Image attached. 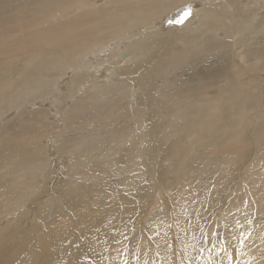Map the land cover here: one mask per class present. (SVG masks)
Returning a JSON list of instances; mask_svg holds the SVG:
<instances>
[{"label": "bare ground", "instance_id": "obj_1", "mask_svg": "<svg viewBox=\"0 0 264 264\" xmlns=\"http://www.w3.org/2000/svg\"><path fill=\"white\" fill-rule=\"evenodd\" d=\"M246 3L255 4L257 15L264 13V0H20L17 4L9 0L5 3V8L18 7L0 17V40L16 32L17 37H23L16 44L19 50L15 49L20 55L9 54L13 59L4 57L7 64L1 66L5 69H0V106L8 109L17 106L14 99L21 94L12 93L17 88L28 95L37 94L31 98V104L37 100L46 103L47 99L43 98L52 95L57 88L55 84L64 82L65 78L69 81L64 95L54 99L57 100L54 109L48 110L52 122L65 129L61 128L63 131L59 133L58 128L53 129L54 139H41L44 143L40 144L49 146L48 154L57 149L63 153L59 151L53 158H44L45 167L34 168L38 161L26 166L30 163L26 161L25 166L0 170V222L8 216L3 215L5 212L19 215L13 223H0V264H264V160L253 155L245 163L247 157L242 153L245 145L254 143L264 150V124L252 132L240 128L246 115L243 104L235 100L264 97V56L245 61V52L262 53L264 18L253 19L255 23H263L261 30L252 29L254 11L245 9ZM186 7L191 14L185 18L184 12L180 20H175L174 13ZM245 13L248 14L244 16ZM203 14H207L204 20L197 18ZM202 21L205 23L201 24ZM249 28L252 38H241ZM214 30L219 35L214 36ZM208 33L212 36H204ZM258 38L262 39V46L256 48L254 41ZM22 43L26 45L21 47ZM231 43L233 50L227 57L240 73L235 75L233 70H227L228 81L232 80L233 85L209 94L212 96L205 93L210 99H225L224 109L214 106L201 115L206 105L183 109L184 101L174 98L175 95L166 97V92L157 100L148 101L153 98L144 82L156 79L157 74L180 60L173 52L176 46L183 48L185 57L192 59L195 66L203 64L201 71L213 82V76L218 75L220 67H225V62L207 64L217 58L216 52L219 54L222 47ZM155 44L164 50L163 63L148 66L156 57L138 62ZM1 52L0 55L5 51ZM17 57L20 58L15 60ZM227 57L225 54L224 59ZM179 67L176 66V71L181 75L189 74L183 72L190 69L181 72ZM244 75L253 77L243 82L237 79ZM80 83L84 86L86 83V92L76 104H71V110H64L59 99L66 101L68 96L72 97L71 92H79ZM132 89L142 91L135 95ZM177 90L176 94L181 95L180 89ZM103 94L106 99H124L121 104L126 109L116 114L117 117L113 116L117 109L110 105L98 110L107 119L106 123L129 117L122 120L126 122L124 129H118L116 122L115 131L110 132L114 136H106L103 144H94L97 138L85 140V134L90 131H84L82 126L78 127L81 134L78 129L77 135H69L72 131L69 127L79 125L77 120L88 110L92 99ZM131 99H137L133 107ZM166 102L171 105L166 107ZM109 107L112 110H107ZM227 114L237 115V128L231 126ZM197 117L201 118L200 122ZM60 118L63 122H59ZM193 122L198 123L194 131ZM53 123L50 125L54 126ZM182 123H185L183 130ZM103 130L110 129L106 126ZM162 130L166 133L158 134ZM150 132L152 139L145 147ZM117 133L123 135L116 136ZM53 140L55 146L50 142ZM83 140L85 148L81 149L77 142ZM160 140L169 158L164 166L165 175L156 164ZM56 146L57 149H52ZM37 168L39 171L34 170ZM206 168L211 170L209 181H214L213 185L215 180L230 185L229 194L219 197L224 198L219 206L213 205V197L209 198ZM231 169L237 171V176L238 172L241 176L245 173L246 179H242L243 175L238 187L231 183ZM250 173L254 175L251 181ZM119 175H123L120 192ZM189 177L195 182H190ZM93 184L100 189L92 186L89 190L88 186ZM156 192L159 195L150 200ZM201 196H207L212 206L208 204L205 211L199 207L192 214L189 206L190 218L189 215L184 218L183 211L178 213ZM216 199L217 203L219 199ZM29 218H32L30 222ZM214 229L216 235L212 233Z\"/></svg>", "mask_w": 264, "mask_h": 264}, {"label": "rangeland", "instance_id": "obj_2", "mask_svg": "<svg viewBox=\"0 0 264 264\" xmlns=\"http://www.w3.org/2000/svg\"><path fill=\"white\" fill-rule=\"evenodd\" d=\"M7 1H9V0H0V7H1L0 17H3L5 15H9L10 13H12L14 11V9L17 6V5H10L9 8H5L4 6H5V3ZM11 1H13V2H15V4H17V2L20 1V0H11ZM246 4L247 5H246L245 9H249V10L250 9H253V11H254V13L252 14V17H251L252 20L256 18V19H258V21H260L261 19L264 18V13L260 12V15H257L256 14L257 12H255V11H259V10H258V8H256L255 4L251 3L250 6H248L249 3H246ZM20 11L22 12V9ZM24 12H26V10ZM247 14L248 13H245L244 16H246ZM249 14L251 15V13H249ZM206 16H207V14H203L200 17H197V18H202L204 20ZM242 17L243 16L241 15L240 18L242 19ZM132 21H133V19H132ZM204 23H205V21H202L201 22V24H204ZM260 23H262V22L255 23V21L253 20V22L251 24L252 29L253 28H257L258 31L261 30L260 28L263 27V23L261 25H259ZM0 26H1V21H0ZM13 28L14 27H11V30ZM252 29L246 30L243 33V35H242L241 38H244L246 36L249 37V38H252L251 37L252 36L251 33L249 34V32H251ZM1 31H2V29L0 28V32ZM15 31H17V30H14V32ZM171 32H173V31H171ZM16 34H17V32H16ZM16 34H13L14 36H10V37H8V35H6V37L3 35L5 38H1L2 40H0V43H2L1 44V47H4V49H6V50H4L3 48L0 47V52H1V49H3L1 53H3V51L6 52V53L4 52L2 55H0L1 59L3 58V60H0V64H1L0 65V69L3 68V67H6V65L4 66V63H5V60H7V59H5L4 57L9 58V59H13V58H11L13 54H14L13 56L20 55V54H18L19 52L16 51L15 49L19 50L17 48L18 45H16V44H19L20 43L19 40L23 36L22 37L21 36H18L17 37ZM217 34L219 35V32L218 31H215V33L213 35L214 36H217ZM204 36L211 37L212 36V33H208V34H206ZM16 38H17V40H16ZM251 40L252 39H249V42ZM261 41H262V39H260V38H258L256 41H254L255 42V45H256V48H259L260 46H262L261 45L262 44ZM201 42H203V41H201ZM204 42H206V41H204ZM5 43H7V45ZM20 45H22L21 47H23L26 44L22 43ZM233 46L234 45L232 43L231 44H228L224 48L223 47L221 48V46H218V47L221 48V52L222 53L220 52L221 54L220 53L218 54L216 52L217 58L215 60H211L212 62H210V63L207 64V65H210L211 63L214 64L215 62H219V61H221V63H223V61L225 62V67H220V70H219L220 72L218 73V75L215 76V77L213 76V82L211 81V79H207V76H206V72L205 71H201L202 70V67H203V64H202L201 67H199V64L200 63L195 66L193 64L194 62L192 61V59H188L187 57H185L186 55L183 52V48L181 46H176L173 49V52L179 55L180 60L175 61L173 64H171L170 65L171 67L169 68V70L163 71L164 74L160 71L161 73L157 74L158 77L156 79L154 78V79L151 80V78H149L147 81L144 82L145 86L150 90L151 95H152V98H153V99H148V101L151 103V101H154V98L157 100V98L159 96L161 97L162 94H164V92H166V94H165L166 97H168V96L170 97V96L175 95L174 98L176 97V99H180L181 101H184L183 102L184 103L183 109L190 108V107H194V106H199V105H203V104L206 105V108L203 109L202 112H200L201 115L204 112L206 113L209 110L214 109V106H215L216 109L217 108H219V109L223 108L224 109L226 107L225 99H214V98L213 99H210L209 96H212V95H209V94H212L215 91H220V89L225 88L227 86L233 85V84H231L232 83V80L230 82L228 81L229 74L227 73V70H233V72L235 73V75H238L240 73L239 70L232 63L233 62L232 59L229 58V57H227V55L229 53H231V51L233 50ZM252 46L253 45H251L250 47H252ZM163 52H164V50L160 46H158L156 44L155 45H152L149 48V50H147L144 54H142L143 57H140V59H139L138 62H143L146 59L156 57V59H153L154 62L152 60V63H150L148 66H150L151 64L153 65V64H157V63L158 64L163 63L164 60H162V58H161V54ZM181 53H183L184 55L181 54ZM245 53L247 54L246 55V58H245V61L248 60V59L250 61H252L251 58H253V60H254L255 59V56H258V55L259 56H262V55L264 56V47L262 48V53L251 54V51L250 52H245ZM9 54H12V55L10 56ZM225 54H226L227 59H224V55ZM6 55H9L10 57L9 56H6ZM104 57H105V55H104ZM157 57H158V59H157ZM18 58H20V57L15 58V60L18 59ZM9 59H8V61H9ZM157 60H159V61L157 62ZM95 61H97V60H95ZM165 62H166V59H165ZM2 63H3V65H2ZM9 63L10 62H8V65H9ZM13 63L14 62H11V65ZM5 64H7V62ZM8 65H7V67H8ZM178 65L181 66V67H179ZM1 66H3V67H1ZM174 66H175V68H174ZM176 66H177V68L179 67V69H182L181 72L184 69H190V70H188L186 72H183V74H186V73H189V74L188 75H181L182 73L176 71V69H177ZM3 69H5V68H3ZM10 69H11V66H10ZM105 69H107V68H105ZM151 69H152V67L150 68V70ZM169 73H170V75H169ZM210 73H212V69H210ZM263 74H264V72H263ZM111 75L112 74L110 73L107 76L110 77ZM174 75H176V76H174ZM171 76H174V77H171ZM251 77H253V76L246 77V75H244L242 77H237V79L239 81L243 82V81H246L247 79H250ZM46 78L49 79V80L50 79H54L53 77H49V78L46 77ZM154 80H156V81H154ZM68 81H69V79L65 78L64 79V82H60V83L55 84V86H57V88L55 87L54 91L52 92V95L43 98L45 100L47 99L46 100V103L43 100H42L43 101L42 103H40L41 102L40 100H37L38 101L37 103L35 101L34 103L31 104V102H32L31 101L32 100L31 98H34V95H37V94L28 95V93H26V91H23V90L18 91L17 90L18 88L16 89V91H15V89L13 91V87H12V89H11L13 91L12 93L14 94V92H15V94H16V93L20 92L21 96L15 97L14 104L17 105V106H14L13 107L14 109L13 108L12 109H8L7 108L8 106H6V108L4 106H0V107H2V108H0V170H1V168H3V169H8V168L9 169H11V168L14 169L15 166H20L21 164H22L21 166H25L26 164H28V162H30L31 164L29 163L26 166L34 165V163H37L36 161H38V164L40 165L41 163L43 164L44 162H47L46 159H48L49 157H52L53 158V155L55 156L59 151L60 152L62 151L61 149L58 150L57 149L58 146H56V148L52 147V149H57V151L56 152H52L51 151L52 153L48 154V150H47L48 148L47 147H49V146H45V144H42V146H41L40 144H41V142L44 143L43 140H46V138L47 139L48 138L49 139H54V138H52V134H53L52 131H53V129L58 128L59 126L58 125L56 126L52 122L53 117L52 116H49L50 114H49V111L48 110L51 109V108H53V107H55V104H57V100L54 101V99L55 98H59V96H61V95L63 96L64 93H65V91H67V86L66 85H67V82ZM101 83L103 84L104 81H101ZM170 83L172 85H169ZM80 84H81V88L82 89L81 90H78L79 92H75L76 93V94L74 93L75 95L71 92L70 96H72V97H69L68 96V98H70V99L67 98V100H68V101L66 100L67 102L65 101V99H59L60 101L62 100V102L59 103V104H62L63 103V109L65 108L64 110H67V109H70L71 110L72 106L74 104H76V102H78V100L83 96L84 92H86V90H87V88H85L86 83H85V86H84V83H80ZM173 84H175L177 86H175ZM164 86L167 87V89H169V91L168 90H165L166 88ZM128 88H129V86L127 88H125V90H124V91L127 90L126 93L127 92L129 93V91H128L129 89ZM262 88L264 89V86H262ZM78 89H80V88H78ZM121 89H120V92L121 91L123 92V90H121ZM177 89H180L179 92L181 93V95H177L176 94V93H178L177 92L178 91ZM190 89H193L192 92H191ZM134 90L132 89L131 91L135 95L137 93H139L138 91H142L141 89L140 90L139 89H136L137 92L136 91L134 92ZM158 90L160 92H158ZM181 90H183V91H181ZM120 92H117V94H119ZM167 93H168V95H167ZM183 93H184V95H183ZM197 93H198V96H197ZM205 93L208 94L209 96H206ZM203 95H205V96H203ZM103 97H104V94L101 95L100 98H103ZM100 98L99 99H92L93 102L89 105L88 110L86 109L87 111H85V112H83V113L80 114V117L77 120L79 122V125H76V123H75V125L77 127L74 126V125L71 126V127H69V128H72V131H69V135H72L70 133H73V134H76L77 135L78 129L80 131L78 133L81 134V129L78 128V127L79 126H82L81 128L84 131H86V130L87 131H90V134H92V136L90 134H85V136H86V137L84 136L85 140H88L89 138L90 139L92 138V140H94V138L95 139L97 138L96 141L94 142V144H103L104 143V139H105L106 136H108L109 134L113 135V133H110V132L111 131H115V129H116L115 123L116 122H117L116 125L119 127L118 129H124V126L126 125L125 124L126 122H124V121H125V119H127L129 117H127V118L120 117V118L114 120V123L112 124L110 120L107 121L108 123H106V120L107 119H104L98 113V110H101L100 107H105V109H106V107L108 105H110L111 108L114 107V110L117 109L115 111V115H113L114 117H117L118 115H120L118 113H124V111L126 109L125 106H124V104L123 105L121 104V103H123L124 99H106L105 97H104V99H100ZM74 100H75V102H74ZM136 100L137 99H131L132 103L130 104V106H132V105L134 106L135 104H137V101ZM235 100H236V102H240L241 105L243 104V108H244L245 115H246L245 119L242 121V126L240 128H243L244 131L252 132L253 129L255 130L257 128L262 127V124H264V97L262 99L257 98V99H235ZM53 101H54V103H53ZM183 103H182V105H183ZM33 104H34V106H33ZM71 104H72V106H71ZM119 104H121L122 106L119 105ZM170 105H171V102H166V107H169ZM179 105L180 104H177L176 106H179ZM206 109H208V110H206ZM107 110H112V109H110V107H109V109H107ZM189 111L190 110H187V112H189ZM45 114H48V115H45ZM116 114H118V115H116ZM218 115H220V114H218ZM46 116H49V117L47 118ZM142 116H143V118H146V116L144 114ZM227 116H228L229 120L231 121V126L237 128L238 127V124L236 122L237 121L236 120L237 119V115L234 116V115H228L227 114ZM50 117H52V118H50ZM101 117H102L103 120L101 119ZM110 117H111V114H110ZM61 118L58 119L59 122L60 121L63 122ZM83 119L86 120V121H84ZM123 119H124V121H122ZM196 120H198V122H200L201 118H198L197 117ZM82 121H84L85 124ZM51 123H53L52 125H54L55 127L54 126H51L50 125ZM194 123H196V124L192 128L193 131L196 130V128L198 126V123L197 122H193V124ZM46 125H47V127H46ZM61 125H62V123H61ZM65 125H67V124H65ZM218 125H220V124H218ZM67 126H66V129L68 128ZM106 126H107V129H110L108 132H106V130H103L104 127H106ZM184 126H185V123L180 124L181 130L185 129ZM186 126H188V125H186ZM61 128H63V126H60V128H58V132L57 133H59V131H63L65 129V128H63V130H62ZM74 128H76V129H74ZM50 130H51V132H50ZM164 130L160 131L158 134L166 133V132H163ZM47 133L48 134L50 133L51 134L50 135L51 137L50 136H47ZM100 133L103 134V136H100L101 135ZM94 135H96V136L93 137ZM122 135L123 134L117 133L116 136H122ZM39 136H42V138H40ZM148 136H147L148 137V142H146L147 137L145 139V142H146V144H145L146 146L145 147H147L150 144V142H151V139H152L151 132L148 134ZM87 137H89V138L86 139ZM127 137L128 138H131V135L127 134ZM156 138H158V137L156 136ZM41 139H43V140H41ZM186 139L189 140V137L188 138L186 137ZM73 140L74 139H72V143L74 144L75 140L74 141ZM85 140H83L81 142H77L81 146L80 147L81 149H84L85 148V146H83V144L86 142ZM50 142L54 144L53 146H55V142L56 141L53 140V142L52 141H50ZM90 142L92 143L91 140H90ZM159 142H160L161 146H160V150H159V153H158V162L156 164L158 165V170L165 175L166 172H165L164 166L166 164H168L169 158H168V156L166 155V152H165L166 146L163 143H161V140ZM46 143L49 144V141H47ZM109 143L114 144L113 141H110ZM73 144H72V146H75V144L74 145ZM245 146H246L245 147V150H242V153L244 152V156L247 157V159L245 158L246 160H244L245 163H246V161L249 162L251 160L250 159L251 156H253V155H256V158H260V159L264 160V150H261L256 143H254V145H245ZM76 148H79V147L76 146ZM44 150H46V151H44ZM42 153L44 155H46V156L44 157V155ZM61 153H63V152H61ZM47 156H48V158H47ZM29 158H30V160H29ZM44 158H46V159H44ZM240 159H241V157H240ZM8 160H9V162H7ZM26 161H28V162H26ZM23 164H25V165H23ZM42 164L40 166L39 165H34V168L36 166L39 167V168L41 166H44L45 167V163L43 165ZM66 164H67V162H66ZM234 165H235V163H234ZM119 167H120L119 169H121V165ZM223 169H225V166L222 167V169L220 171H222ZM233 169H231L233 171V181L231 183H236V184H233V185L238 187L239 184L241 183V182L239 183V181H241L240 180L241 177L244 175L242 177V179H246V176H245V173H242V176H241V172H238V176H237V174H236L237 171H234ZM34 170L39 171L38 168L37 169H34ZM40 171H41V169H40ZM41 172L42 173L43 172L46 173V171H41ZM68 172L70 173L71 171L69 170ZM201 172H202V170H200L198 173H201ZM204 172L206 173L205 177L208 178V181L206 180L207 181V188L208 189L210 188V190L207 191V192H209L208 194H210L209 195V198H212L213 197L212 198V200L214 199L213 205L215 204V206H216V204H218V206H219V204H221V202H223V200H224V198L220 199L219 197H221V196L224 197L225 194H227L228 192H230V185L228 183H225L224 184V183L216 182V180H215V185H213L214 181L213 182L209 181V179L211 178V170L209 168H206V169H204ZM213 174H214V176H216L215 175L216 173H213ZM122 176L123 175H119L118 176V179L120 177V180H118V182H119V184H118V191L120 190V187H121V181L123 179ZM216 177H218V176H216ZM253 177H254V175L251 174V176L249 177V179H250L249 181H251ZM231 180H232V178L230 180L228 179L227 182H229ZM189 181L190 182H195V180L192 179L191 177H189ZM67 183H69V181ZM144 184H146V183L144 182ZM225 185H226V187H225ZM248 185H250V184H248ZM92 186H94L93 188H95L97 186L96 188L100 189V187H98V185H94L93 184V185L88 186L89 190L93 189V188H91ZM237 187H235V188H237ZM212 188H213V190H212ZM98 189H95V190H98ZM107 190L109 191L111 189H107ZM107 190L104 189V191L108 192ZM123 192H125L127 195L129 194L128 191H124L123 190ZM207 192H206V194H207ZM95 193H98V192L95 191ZM156 194H157V192L152 196V198H150V200H153V198L155 197ZM158 195H159V193L156 195V197ZM216 198L219 199L217 203H216V201H217ZM208 200H210V199H208L207 196L206 197L201 196L199 198H196V199H194V201H192L193 204L191 202L188 203L189 205L187 204L185 206L186 209L184 208L185 210H183V208H181L182 210L179 209L178 210V213H181L183 211L182 213L184 215L183 214L182 215L184 216V218H186L189 215L188 213L191 212V214H192L193 212H196L197 210H199V207H200V211H201V209H202V211H205V210L208 209L207 208L208 207V204H210V201H211V200L210 201H208ZM203 204H204V206H203ZM193 205H195V206H193ZM197 205H199V206H197ZM210 205H209V207H210ZM189 206L192 209H194V207H196V208L198 207V209H196V210L194 209V211L191 209L190 212H188L189 210H187V209H190ZM3 215H8V216H6L0 222V223H2V225H5V224H7L8 222H11V221L13 223V221H15L16 217L19 216L18 214H16V212H14L13 214H10V215L8 214V212H5ZM190 215L188 216L189 218H190ZM13 216H15V217L13 218ZM28 216H30V214ZM11 217L13 218V220H11L12 219ZM31 219L32 218H29V222L31 221ZM216 227H215V229H216ZM215 229L212 231V233L214 235H216Z\"/></svg>", "mask_w": 264, "mask_h": 264}, {"label": "water", "instance_id": "obj_3", "mask_svg": "<svg viewBox=\"0 0 264 264\" xmlns=\"http://www.w3.org/2000/svg\"><path fill=\"white\" fill-rule=\"evenodd\" d=\"M184 12H185V10L177 12V13H174V15H175L174 19L175 20H180L182 18V15H183Z\"/></svg>", "mask_w": 264, "mask_h": 264}, {"label": "snow or ice", "instance_id": "obj_4", "mask_svg": "<svg viewBox=\"0 0 264 264\" xmlns=\"http://www.w3.org/2000/svg\"><path fill=\"white\" fill-rule=\"evenodd\" d=\"M191 14L190 8L186 7L185 8V18H187Z\"/></svg>", "mask_w": 264, "mask_h": 264}]
</instances>
